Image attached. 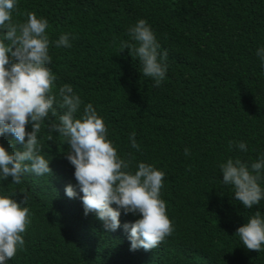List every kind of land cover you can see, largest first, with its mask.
<instances>
[{
	"label": "trees",
	"instance_id": "1",
	"mask_svg": "<svg viewBox=\"0 0 264 264\" xmlns=\"http://www.w3.org/2000/svg\"><path fill=\"white\" fill-rule=\"evenodd\" d=\"M28 12L48 20L50 40L74 36L71 48L49 46L53 92L69 84L92 103L132 170L143 161L164 171L161 198L174 230L155 248L130 251L122 228L107 231L94 213L84 215L69 146L56 132L49 140L42 128L51 173H26L18 185L11 177L0 181V193L17 203L25 197L30 214L24 247L8 264H264V248L246 249L234 235L257 209L264 213V200L244 208L220 183L218 167L229 157L250 163L264 152V74L255 55L264 45V0H18L13 21ZM140 18L168 52L158 87L121 47ZM52 120L49 114L45 123ZM132 133L139 151L130 146ZM12 140L0 136V145L11 151ZM239 141L247 151L235 147ZM69 184L75 198L65 195ZM136 218L122 213L120 223Z\"/></svg>",
	"mask_w": 264,
	"mask_h": 264
},
{
	"label": "clouds",
	"instance_id": "2",
	"mask_svg": "<svg viewBox=\"0 0 264 264\" xmlns=\"http://www.w3.org/2000/svg\"><path fill=\"white\" fill-rule=\"evenodd\" d=\"M17 6L18 0H0V136L13 137L9 142L13 150L0 145V181L11 177V184L18 185L26 173L50 174V158L42 153L39 134L42 128L48 129L51 140V133L56 132L69 146L66 159L74 167L84 215L94 213L107 231L122 228L130 251L157 247L174 230L161 198L164 171L143 161L132 170L130 162L107 138L103 117L92 103L84 104L69 84L53 92L57 77L48 67L52 59L49 46L71 48L70 37L74 36L65 32L50 40L48 20L34 12H28L23 22H14ZM127 35L129 39L122 41V49L138 59L143 76L160 86L168 71L167 49L161 50L155 32L143 18L128 27ZM255 55L264 74V45L257 47ZM57 109L62 110L60 114ZM49 114L55 120L46 124ZM26 125H30V131H26ZM128 139L130 146L139 151L135 133ZM15 144L21 149H15ZM232 144L229 141L230 149ZM235 147L247 151L244 141L236 142ZM183 152L186 157L190 155L189 148ZM218 167L220 183L230 188L231 196L244 208L252 209L264 200V152L250 163L229 157ZM64 192L68 198L77 196L71 184ZM11 196L0 193V264H8L9 258L23 249L22 233L30 223L26 198L17 203ZM122 213L137 218L121 225ZM234 235L246 249L260 252L264 248V213L257 209Z\"/></svg>",
	"mask_w": 264,
	"mask_h": 264
}]
</instances>
